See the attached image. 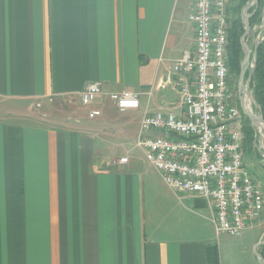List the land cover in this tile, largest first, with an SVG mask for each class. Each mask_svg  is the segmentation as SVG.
Wrapping results in <instances>:
<instances>
[{
  "label": "crops",
  "instance_id": "obj_1",
  "mask_svg": "<svg viewBox=\"0 0 264 264\" xmlns=\"http://www.w3.org/2000/svg\"><path fill=\"white\" fill-rule=\"evenodd\" d=\"M194 2L0 0V264H210V248L219 264H264L263 211L231 245L135 147L144 111L185 116L171 69L194 52ZM97 81L139 107L83 106Z\"/></svg>",
  "mask_w": 264,
  "mask_h": 264
},
{
  "label": "built area",
  "instance_id": "obj_2",
  "mask_svg": "<svg viewBox=\"0 0 264 264\" xmlns=\"http://www.w3.org/2000/svg\"><path fill=\"white\" fill-rule=\"evenodd\" d=\"M188 19L194 27V52L183 51L171 69L185 116L144 111L135 147L177 196L207 204L216 236L239 237L259 219L264 190L243 164L244 115L237 89L229 83L225 0H195ZM258 28L254 42L264 38L262 24L254 30ZM101 96L119 112L139 107L138 93L105 92L98 81L84 88L80 102L89 106ZM88 116L96 118L100 111Z\"/></svg>",
  "mask_w": 264,
  "mask_h": 264
},
{
  "label": "trees",
  "instance_id": "obj_3",
  "mask_svg": "<svg viewBox=\"0 0 264 264\" xmlns=\"http://www.w3.org/2000/svg\"><path fill=\"white\" fill-rule=\"evenodd\" d=\"M251 1L252 0H237L236 5L232 9L236 15L231 17L228 16L226 60L229 65L231 75L236 79L239 76L240 64L243 59L240 39L244 33V23L241 18V10ZM263 7L264 0H258L254 6L248 9V13L250 14L249 26L251 34L247 39L248 44L252 42L253 38L257 34V31L254 32V29L257 25L261 24ZM247 75L248 70L245 73V77H247ZM249 91L251 92L253 100L264 119V38L257 45L255 65L249 83ZM242 132L244 135L243 150L250 153L254 152L256 131L250 125V122L246 117H244L243 120ZM262 248H264V246H262ZM208 259L210 264H219L218 255L214 248L209 249Z\"/></svg>",
  "mask_w": 264,
  "mask_h": 264
},
{
  "label": "water",
  "instance_id": "obj_4",
  "mask_svg": "<svg viewBox=\"0 0 264 264\" xmlns=\"http://www.w3.org/2000/svg\"><path fill=\"white\" fill-rule=\"evenodd\" d=\"M258 0H252L250 4L246 5L245 8L243 9V12L241 13V18L244 23V33L240 39V44L242 47L243 51V59L240 64V71H239V76H238V81H237V94H238V104L240 111L246 117L250 125L254 128L256 132H259L261 135H264V119L261 115V112L257 105L255 104L253 97L251 95V92L249 91V83L250 79L253 73V68L255 65V56H256V49L257 45L261 41H257L253 43V47L250 49V47L247 44V39L250 35V26H249V17L250 14H247L248 9L252 6H254ZM261 24L264 28V7L262 10V20ZM248 70V75L245 77V73ZM248 97L250 100V108H247L244 103V98ZM260 245L264 246V235L262 237V241L260 242ZM255 254L258 256V259H261L260 256L256 253ZM260 261V260H259ZM262 264V263H261Z\"/></svg>",
  "mask_w": 264,
  "mask_h": 264
},
{
  "label": "rangeland",
  "instance_id": "obj_5",
  "mask_svg": "<svg viewBox=\"0 0 264 264\" xmlns=\"http://www.w3.org/2000/svg\"><path fill=\"white\" fill-rule=\"evenodd\" d=\"M236 3H237V0H225V8H226L227 16L231 17L233 15H236V13H234L233 10H232L233 7L236 5ZM243 9L241 10V13L243 12ZM247 14H249V13L247 12ZM258 26H260V25H257L256 27H258ZM254 32H256V30H254ZM257 33H259V28L257 30ZM256 36H257V34H256ZM255 38H253L251 43H249V44L247 43L248 46L250 47V49L253 47V42H254ZM229 72H230V69H229ZM237 81H238V78L236 79L235 77H233L231 75V72H230L229 83H230L231 88H233L234 90H236V88H237ZM257 134H258L257 141H260L262 146H264V135H261L259 132H257ZM256 147H257V144H256ZM259 151H260V153H258V152L256 153V157L254 159L255 163L254 164H253V162L250 163L251 165L249 167H250V171H251L252 175L254 177H256L258 179V181L260 180V182H262L264 184V152H263L264 150L261 149ZM263 190H264V187H263ZM262 211L264 212V209ZM261 217H262V212H261L260 217H259V219L257 221H259L261 219ZM238 238L239 237H230V238H227V239L230 241L229 244L233 245L235 243H238L239 240H241V239H238ZM247 241H248V238H245L243 242L246 243Z\"/></svg>",
  "mask_w": 264,
  "mask_h": 264
},
{
  "label": "bare ground",
  "instance_id": "obj_6",
  "mask_svg": "<svg viewBox=\"0 0 264 264\" xmlns=\"http://www.w3.org/2000/svg\"><path fill=\"white\" fill-rule=\"evenodd\" d=\"M244 103H245V106H246L247 108H250V107H251V105H250V100H249L248 97L244 98Z\"/></svg>",
  "mask_w": 264,
  "mask_h": 264
}]
</instances>
